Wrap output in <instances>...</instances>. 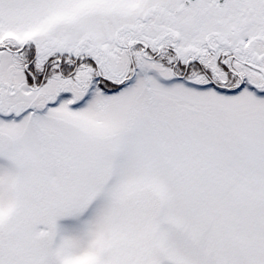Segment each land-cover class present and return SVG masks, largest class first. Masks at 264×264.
I'll use <instances>...</instances> for the list:
<instances>
[{
    "label": "snow or ice",
    "instance_id": "snow-or-ice-1",
    "mask_svg": "<svg viewBox=\"0 0 264 264\" xmlns=\"http://www.w3.org/2000/svg\"><path fill=\"white\" fill-rule=\"evenodd\" d=\"M0 264H264V0H0Z\"/></svg>",
    "mask_w": 264,
    "mask_h": 264
}]
</instances>
